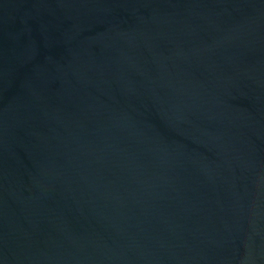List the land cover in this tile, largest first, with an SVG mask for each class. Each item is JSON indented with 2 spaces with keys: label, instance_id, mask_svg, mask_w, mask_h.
Returning a JSON list of instances; mask_svg holds the SVG:
<instances>
[{
  "label": "water",
  "instance_id": "water-1",
  "mask_svg": "<svg viewBox=\"0 0 264 264\" xmlns=\"http://www.w3.org/2000/svg\"><path fill=\"white\" fill-rule=\"evenodd\" d=\"M0 264H264V0H0Z\"/></svg>",
  "mask_w": 264,
  "mask_h": 264
}]
</instances>
